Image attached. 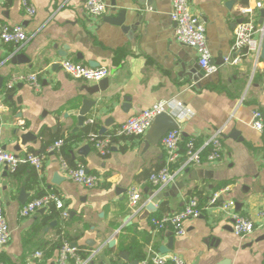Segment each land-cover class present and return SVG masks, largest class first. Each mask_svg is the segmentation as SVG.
<instances>
[{"label": "crops", "instance_id": "crops-1", "mask_svg": "<svg viewBox=\"0 0 264 264\" xmlns=\"http://www.w3.org/2000/svg\"><path fill=\"white\" fill-rule=\"evenodd\" d=\"M105 1L109 8L95 17L86 14L84 0H27L35 9L32 15L22 0H0V23L21 25L28 36L19 46L0 39V146L20 156L43 157L35 176L22 165L16 176L5 167L0 171V200L10 229L9 241L0 250L1 264H57L63 240L78 255L83 253L87 264H138L152 253L178 254L185 264H264V128L259 131L251 125L254 110L261 111L264 123V54L255 60L251 53L234 51L231 57L237 56L238 62L224 61L235 24L245 17L242 9L251 7V17L260 25L264 7L257 3L264 5V0H249L247 5L237 1L231 8L226 7L227 0H188L189 10L205 26L211 60L218 66L210 75L196 71L195 78L189 74L198 52L175 41L171 0H154L148 7L125 0L128 13L138 18L130 32L105 21L116 15L123 0H115V9L111 0ZM63 59L88 66V61H96L109 71L106 89L97 95L84 125L76 129L77 119L70 111L87 96L84 87L97 83L68 76L58 65ZM30 73L38 75L37 90L26 82L7 88L13 75ZM169 99L191 111L181 122V149L186 137L201 142L220 129L218 161L190 165L174 181L155 189L149 176L164 165L161 138L149 144L146 132L116 137L105 155L87 141V135L99 133L100 127L105 132L99 134L110 133L129 116ZM90 124L97 125V131L86 135L84 128ZM26 132L35 140L20 144L19 135ZM57 135L77 139L69 147L70 159L76 164L82 161L98 177L95 187L67 179L58 161L59 149L55 153L49 146L42 151ZM85 146L88 150L79 153ZM54 175L57 183L52 181ZM131 186L141 192L135 208L128 204ZM21 187L28 193L25 202L38 190L56 192L68 217L63 219L59 211L48 217L47 208L21 217L25 203L18 200ZM214 192H219L218 201L210 206L208 198ZM192 196L203 207L202 215L186 220L183 234L152 227V216L177 211ZM228 200L255 223L250 234L233 233L230 219L219 207ZM150 203L154 211L148 209ZM162 204L166 211L159 214ZM52 221L55 224L50 225ZM169 237L171 248L160 252L159 246ZM37 251L41 256L35 255ZM67 264H74L73 259Z\"/></svg>", "mask_w": 264, "mask_h": 264}, {"label": "built area", "instance_id": "built-area-1", "mask_svg": "<svg viewBox=\"0 0 264 264\" xmlns=\"http://www.w3.org/2000/svg\"><path fill=\"white\" fill-rule=\"evenodd\" d=\"M22 6L28 14H34V7L27 0H22ZM257 6L264 7L261 2H258ZM108 8L109 4L105 0H84V10L89 16L99 17ZM242 14L245 17L235 24L233 39L230 45V54L224 58L225 62H238L239 58L237 56L231 57L234 51H244L245 54L251 53L254 55L255 60L261 56L264 19L260 25H257L251 17V7L243 8ZM170 18L174 22L173 35L175 41L197 50V64L203 70L204 75L215 73L218 70V66L210 63L211 53L206 41L205 26L189 10L188 0H171ZM27 38L28 36L21 25L0 23V39L3 42L13 43L19 46L24 44ZM58 65L71 78L88 82L98 83L109 74L106 67H92L69 59L59 61ZM16 82L29 83L36 90L40 87L36 73L13 75L7 83V88H11ZM2 107L3 105L0 100V110ZM173 107H177L179 111L174 113L172 111ZM162 112H167L173 116L178 128L168 130L161 137V144L165 152V161L160 169L152 172L149 176V182L153 188L160 189L174 181L190 165H197L204 161L215 162L221 158L222 134L220 129L214 130L198 144L195 139L190 138L181 149V122L190 117L191 111L185 108L180 101L174 99L158 101L151 107L129 116L110 133L99 134L97 132H91L87 135V141L101 155H105L116 137L143 135L151 125L153 118ZM92 122V119L88 120V123ZM251 125L259 131L263 130L264 123L261 111L254 110L252 112ZM61 144L62 139H58L50 146L49 150L58 151ZM58 161L62 172L70 181L86 188H92L98 184V177L95 174L89 173L82 163L70 165L60 155L58 156ZM20 164H30L36 170H40L43 166V157L32 153L20 156L0 146V171L3 167L14 171ZM127 196L130 207L135 208L140 205L141 192L139 188L135 186L129 187ZM218 197L219 192L211 194L208 198V205H215ZM51 205L59 211L63 219L68 217V211L65 208L63 199L56 192L52 191L27 200L20 208L19 214L21 217H28L36 213L40 208H48ZM219 207L230 219L231 229L235 235L244 237L254 230L255 223L235 210L234 201H224ZM202 210L203 207L199 204L198 199L192 196L181 209L159 216H152L150 223L156 230L171 228L176 233L183 234L185 232L184 222L190 218L201 216ZM9 238L10 229L0 200V250L7 244ZM35 255L41 256V252L37 251ZM70 259H73L74 264L88 263V259L79 256L76 249L68 241L63 240L59 248L57 264H67ZM138 264H185V262L178 254L152 253L141 259Z\"/></svg>", "mask_w": 264, "mask_h": 264}, {"label": "water", "instance_id": "water-1", "mask_svg": "<svg viewBox=\"0 0 264 264\" xmlns=\"http://www.w3.org/2000/svg\"><path fill=\"white\" fill-rule=\"evenodd\" d=\"M154 0H135V2H137L140 5H145V6H150L152 5ZM238 0H227L225 2L226 7L231 8V6L236 3ZM126 1L123 0L121 1V7L118 9L117 13L115 16L113 17H108L107 19H105L106 22L113 24V25H117L120 27V29L124 32H130L131 30H134L136 28V24L138 21V18L135 15H130L128 13V7L126 5ZM110 6L115 9L116 8V2L115 0H111L110 1ZM261 19L260 22L263 21V17H264V8L261 9ZM241 21V19L239 20ZM238 21V22H239ZM264 54V37L262 38L261 41V56ZM14 59H12L13 61ZM210 63H213V61L210 59ZM88 64L92 67H95L98 65V63L96 61H88ZM190 72L191 74H189V78H195L193 77V74L196 73V71H199V73L204 74L203 70L200 69V67L198 66L196 61H193L191 63L190 66ZM108 84V78L105 77L103 79H101L97 84L94 85H86L84 87L85 92L87 94V96L85 98H83L82 100V104L79 108L74 109L72 111H70V113H72L73 115H75L76 119H77V126L75 127V129L78 126H83L84 122H85V116L86 114L97 104V95L100 92H103ZM127 104V103H125ZM124 104V107H125ZM178 125L175 121V119L173 118V116H171L169 113L167 112H162L160 114H157L154 118L153 121L151 123V125L149 126V128L146 131V135L145 138L147 140V143L149 144H156L159 142L160 138L170 129H177ZM105 132V127H100L99 129V133H104ZM19 139H20V144H25L26 142L32 140H35V137L32 133L30 132H26V133H22L19 135ZM16 149H19L20 146L19 144L16 145L15 147ZM88 150V147H83L81 149H79V153H85V151ZM6 168V167H5ZM86 170L88 171V169L86 168ZM186 171H188V169H186ZM191 173H193V171H191ZM5 174V173H4ZM53 182L57 183V175H54L53 177ZM28 196V193L24 190L23 187H21L20 192H19V196H18V200L20 201V203H24L26 198ZM45 207L40 208L38 210V213H43L45 211ZM148 209H150V211H154L155 207L152 203H150L148 205ZM55 224V221L50 222V225ZM171 237H169L168 243L165 245H160L159 246V251L160 252H167L170 248H171ZM72 245H74V243H72ZM109 246L113 245V241H110L108 243ZM99 264H107L105 261H101Z\"/></svg>", "mask_w": 264, "mask_h": 264}, {"label": "trees", "instance_id": "trees-1", "mask_svg": "<svg viewBox=\"0 0 264 264\" xmlns=\"http://www.w3.org/2000/svg\"><path fill=\"white\" fill-rule=\"evenodd\" d=\"M238 1H239V3L241 5H247L249 3V0H238ZM96 128H97V125H95V124L86 125L85 128H84L85 129V134L87 135L88 132H91V130L97 131ZM58 139H62V144H61V146L59 148V152H57V154L61 155L63 157V159L65 161H67V163H69L70 165H75L76 163L70 159V156H69V153H68L71 143L77 140L75 137L68 136V137L65 138V137H59V135H57L51 141L46 142L43 145L42 151L45 152L46 148L51 146ZM188 140H189V138L186 137L184 139V144ZM196 143L198 144L199 142H196ZM53 152L56 153L55 150ZM81 163H82V161H81ZM21 165L22 166H26L28 168V175L29 176H33V175L35 176L36 175V170H35V168L32 165H30V164H20L19 166H21ZM19 166L14 171L11 172V175L16 176L18 174ZM44 193L45 192H43L41 190H38V191L35 192V194L31 198L41 196ZM47 209L49 211L48 217H54V216L57 215L58 211L54 208L53 205L49 206ZM163 211H166V206L164 204L161 205L160 210H159V214H161ZM79 256L84 257L85 255H83V253H79Z\"/></svg>", "mask_w": 264, "mask_h": 264}]
</instances>
